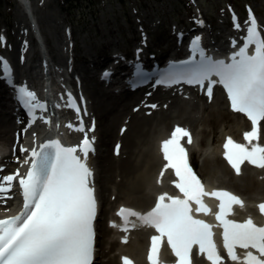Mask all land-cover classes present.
Segmentation results:
<instances>
[{
  "label": "snow or ice",
  "instance_id": "obj_1",
  "mask_svg": "<svg viewBox=\"0 0 264 264\" xmlns=\"http://www.w3.org/2000/svg\"><path fill=\"white\" fill-rule=\"evenodd\" d=\"M2 40L3 37H0ZM233 44L235 46V42ZM192 45L193 48L199 45V37L193 40ZM250 45H254L251 55L248 54ZM230 61L210 62L192 73L187 82L203 85L208 80L207 94L211 98L214 81L210 77H218L227 92L232 110L243 113L251 121L252 130L244 134L247 144L235 143L231 138L224 144L225 158L239 174L240 166L245 161L264 168V147L253 144L259 139V124L264 121V38L251 15L244 43L230 57ZM0 65L10 75L7 62L0 60ZM18 93L33 117L36 109L44 108L35 93L27 87L18 88ZM69 106H73L71 98ZM67 127L72 128V125ZM75 130L83 132V125ZM184 137H187L188 143L192 142L191 134L177 127L161 146L167 161L165 168L175 171L178 178L175 187L183 198L161 195L155 207L143 215L121 208L117 215L124 221L122 230H127V217L134 216L159 233L151 238L150 264H158L162 238L165 237L177 258L176 264H191L193 245L199 246V252L206 254L211 264H222V257L213 240L212 226L191 215L190 202L197 205L196 212L207 214L209 209L202 197L212 196L220 201L216 220L223 229V247L228 258L236 264H264V227L257 226L251 218L242 223L226 218L233 205L242 207L243 202L228 192L204 191L200 180L189 167L186 149L180 143ZM78 151L82 156L77 155ZM93 151L92 141L87 135L78 148L64 147L58 140H52L42 144L39 151H31V166L23 177L17 173L0 179V194L10 192L12 181L17 177L23 194L20 213L0 220V264H91L96 200L90 187L93 173L88 167L87 157ZM258 207L264 214V204ZM236 248L254 249L256 254L246 251L241 258L236 254ZM124 264H131V261L124 258Z\"/></svg>",
  "mask_w": 264,
  "mask_h": 264
},
{
  "label": "bare ground",
  "instance_id": "obj_2",
  "mask_svg": "<svg viewBox=\"0 0 264 264\" xmlns=\"http://www.w3.org/2000/svg\"><path fill=\"white\" fill-rule=\"evenodd\" d=\"M26 15H28L32 28L38 37V51L40 50L39 64L31 63L30 58L33 52L30 50L26 55L23 62L11 63L13 67L17 69L18 74L24 78L25 83L28 84L31 91L35 93L37 100H40L44 105L43 109H39V114L42 119V127L30 128L26 135L20 140V145L24 150L17 151L19 159L14 161L13 157H9L10 165L4 176H8L10 173L16 175L17 172L23 173L28 158L33 148L45 141L57 139L61 142L67 140H76L83 136V132H79L75 129L81 126L86 127V121L92 118H96V129L93 135L89 137L96 139L99 143L106 145L111 139H121L122 149L120 156L115 157L114 154L104 155L97 157L98 168L95 166V159L89 158L88 164L95 170V187H97V195L101 201L102 213L107 214L110 211V205L115 203L116 206L127 203L136 208H144L153 201L152 198L160 197L161 195H170L174 192L173 188V174L169 168H165L166 162L161 150L162 143L171 137V134H166L167 131L172 130L173 122L178 124H185L189 127L191 137L194 142L188 143L187 137L181 139L180 143L184 141L188 145V153L192 163L196 162V158L201 156L200 172L210 180V186H204L205 190L210 191H222L228 192L238 197L243 202V207L246 210L241 214L244 218H256V211L260 204L264 203V169L257 170L254 173L252 170L246 167L249 165L258 168L245 161L240 166V173L234 175L233 168L225 158L224 144L228 138H231L235 143V139L240 137V128L244 124L251 125V121L244 118V121L239 119L240 114L236 112L228 111V115L223 111L224 108L220 107L224 103L223 96L219 93L216 94L211 103L213 105H207L208 101H203V104L197 102H186L178 98L179 95H160L155 100H161V103L167 102V110L161 107L160 110H152L150 114H146L143 107L141 110H133L132 106L127 110L129 104L134 100V94L125 96L121 99H112L106 92H103L96 84H86V100L90 104L91 118L85 119L81 112H77L75 101H80V94H78V87H73L71 75L75 72V67L70 69V66L66 64L72 56L74 43L69 40L68 35L70 31L62 34L60 40L59 54L66 59L56 61L54 55L48 51L45 41L42 38L38 21L34 17L33 10L31 9L30 0H19ZM32 17V18H31ZM204 39L207 38L204 36ZM26 46V41L23 43ZM22 45V48H24ZM7 57V56H5ZM8 58V57H7ZM66 61V62H65ZM67 65L64 67V65ZM58 68V70H56ZM84 69V68H82ZM81 69V70H82ZM77 71V70H76ZM0 74L2 70L0 68ZM8 75L7 73H5ZM29 75L35 78H29ZM8 77L12 78L14 75L10 73ZM20 81V79H18ZM20 82H23L22 80ZM120 97V96H117ZM175 97V98H173ZM69 98H71L73 106H69ZM201 100L206 99L204 95L199 97ZM163 100V101H162ZM4 107L8 109V106L3 100ZM2 107L0 106V109ZM148 108V107H147ZM173 109V111L170 110ZM149 109V108H148ZM203 112L193 114L194 110ZM45 110H49L46 113ZM2 116V115H0ZM5 117V116H3ZM224 129L222 128V136H217V127L223 120ZM241 118V117H240ZM174 120V121H173ZM176 120H179L176 121ZM47 121V123H46ZM220 121V122H219ZM10 122V121H8ZM119 123L118 130H115V124ZM182 122V123H181ZM205 124L201 130H198V124ZM71 124L72 128L67 127ZM126 125L125 132H120V127ZM199 127V126H198ZM199 131V132H198ZM215 142L213 149H210V145L205 147L204 144L209 141ZM224 135V137H223ZM200 136V137H199ZM239 136V137H238ZM95 137V138H94ZM16 140V136L13 134V129L7 125L4 129H0V146L6 147ZM243 141L245 139L243 138ZM219 142V144H217ZM119 144V143H117ZM239 144V143H238ZM114 146L112 151L114 153ZM126 149V150H125ZM26 150V151H25ZM125 150V151H124ZM126 152L125 156L123 154ZM166 169H164V168ZM165 170V173L161 176L160 171ZM163 172V171H162ZM119 176L118 181L115 177ZM2 177V178H3ZM12 182L11 191L0 194V216L8 215L14 210H17V182ZM168 180L170 184H166ZM218 182V183H216ZM205 182V184H208ZM101 184V185H100ZM112 184V185H111ZM109 190L110 194H115V199L106 197L105 192ZM212 191V192H214ZM231 191H237L244 194L246 198L234 194ZM5 194L8 195L5 198ZM122 199H116L120 198ZM107 199V201H106ZM208 208L211 211L218 210L220 201L215 197H210L204 200ZM105 204V205H104ZM240 205H233L232 208H239ZM114 231V230H113ZM112 229H109L105 224L101 225L100 232L106 237V245L110 246V250L106 252L105 260L100 264H124V262L118 259L131 258L133 264H147L146 256L144 253V235L142 232H138L134 235V238H130L128 244H121L117 237H114ZM103 245V244H102ZM114 251H118L114 253ZM120 252V254H119ZM166 253L163 252V258H166Z\"/></svg>",
  "mask_w": 264,
  "mask_h": 264
},
{
  "label": "rangeland",
  "instance_id": "obj_3",
  "mask_svg": "<svg viewBox=\"0 0 264 264\" xmlns=\"http://www.w3.org/2000/svg\"><path fill=\"white\" fill-rule=\"evenodd\" d=\"M30 2L42 38L56 61L65 60L59 54L61 45L58 39L60 40L64 32L67 35L70 31L68 38L74 43L72 54L76 68L80 66L85 68L84 66H89L94 61L100 62L102 57L108 56L114 50L131 53L137 46L142 49L145 47L151 53H169L176 30H184L189 34L204 32L214 43H226L233 34H239L236 25L231 22L233 13L244 27L252 13L256 14L259 21L264 24V0H30ZM200 21L205 26L203 31L202 27L200 30L195 29ZM29 22L30 19L19 0H0V37L4 36L3 41H0V55L2 52H7L13 62H23L31 50L33 54L30 64L34 63V60L38 64L41 62L37 38ZM25 41L26 46L23 44ZM16 74H18L17 69ZM30 77L35 78L32 75ZM189 95L191 98H185L186 102L204 103L193 94L189 93ZM110 97L121 99L125 96L117 97L111 94ZM131 106H134V102L129 104L127 110ZM159 106H164L161 108L167 110L166 106L169 105L167 102H162ZM220 107L224 108L223 111L228 115L226 105L223 103ZM161 108L158 107L157 111ZM170 110L173 111L171 108ZM196 113L201 115L203 112L197 109L193 111L194 115ZM222 119L221 122L219 121L216 134L220 137L222 128L225 130L224 121L227 117ZM239 119L241 120L240 117ZM118 125L121 124L117 122L115 130H118ZM181 125L188 127L185 124ZM203 127L205 124L197 125L198 130ZM167 128L166 133L169 132ZM240 130L241 138L246 132L251 131L244 124ZM15 134H19V128L16 129ZM211 136L212 134L209 135V141L206 140L204 146L210 145L212 150L216 143L210 142ZM261 139L264 140V122L259 126V139L256 142ZM116 141L119 140L111 139L106 145L99 143L100 156L110 155ZM15 146L17 147L18 143ZM125 154L126 152L123 157ZM97 159L96 166L99 164ZM200 162L201 156H198L196 158L198 170H200ZM119 179V176L115 177L116 181ZM110 193L111 191L107 190L106 197L114 201L115 194ZM112 205L115 203L110 205L109 210L113 208ZM107 248L110 250V246ZM100 249L103 250V247L100 246ZM102 259L105 260L106 257Z\"/></svg>",
  "mask_w": 264,
  "mask_h": 264
}]
</instances>
